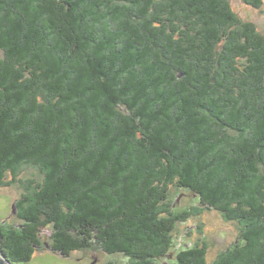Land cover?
Masks as SVG:
<instances>
[{"label": "trees", "instance_id": "obj_1", "mask_svg": "<svg viewBox=\"0 0 264 264\" xmlns=\"http://www.w3.org/2000/svg\"><path fill=\"white\" fill-rule=\"evenodd\" d=\"M12 185L19 223L0 226V253L13 264L48 227L63 256L159 264L181 188L242 225L212 264H264V35L230 0H0V188ZM176 260L208 264L207 249Z\"/></svg>", "mask_w": 264, "mask_h": 264}, {"label": "rangeland", "instance_id": "obj_2", "mask_svg": "<svg viewBox=\"0 0 264 264\" xmlns=\"http://www.w3.org/2000/svg\"><path fill=\"white\" fill-rule=\"evenodd\" d=\"M238 17L256 24L264 35V5L255 8L244 0H230ZM25 171L24 176L36 173ZM23 189L19 185L0 188V226L4 223L18 224L16 202ZM171 214L175 228L172 232L173 247L168 255L158 260L159 264H176L177 254L182 249L205 247L207 262L212 264L219 255L241 241L242 225L239 221L227 220L220 211L207 207L195 192L181 188L172 189L170 194ZM189 214V215H186ZM53 228H42L40 237L43 247L35 253L30 262L17 264H129L130 258L123 253L109 254L100 248L81 249L63 256L52 248ZM1 256H3L0 253ZM4 257V256H3ZM9 264H13L8 258Z\"/></svg>", "mask_w": 264, "mask_h": 264}, {"label": "water", "instance_id": "obj_3", "mask_svg": "<svg viewBox=\"0 0 264 264\" xmlns=\"http://www.w3.org/2000/svg\"><path fill=\"white\" fill-rule=\"evenodd\" d=\"M0 264H9L5 257L0 255Z\"/></svg>", "mask_w": 264, "mask_h": 264}]
</instances>
